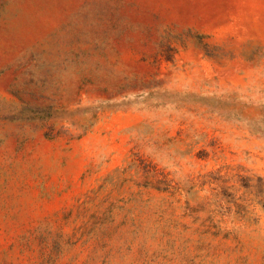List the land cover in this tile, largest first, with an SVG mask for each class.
<instances>
[{
	"label": "rangeland",
	"instance_id": "obj_1",
	"mask_svg": "<svg viewBox=\"0 0 264 264\" xmlns=\"http://www.w3.org/2000/svg\"><path fill=\"white\" fill-rule=\"evenodd\" d=\"M0 264H264V0H0Z\"/></svg>",
	"mask_w": 264,
	"mask_h": 264
}]
</instances>
